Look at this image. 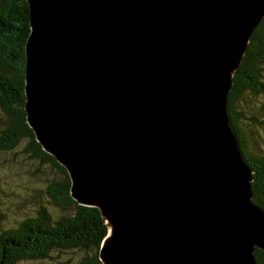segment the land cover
<instances>
[{
    "label": "water",
    "instance_id": "obj_1",
    "mask_svg": "<svg viewBox=\"0 0 264 264\" xmlns=\"http://www.w3.org/2000/svg\"><path fill=\"white\" fill-rule=\"evenodd\" d=\"M25 111L102 264H257L264 210L229 113L264 0H28Z\"/></svg>",
    "mask_w": 264,
    "mask_h": 264
},
{
    "label": "trees",
    "instance_id": "obj_2",
    "mask_svg": "<svg viewBox=\"0 0 264 264\" xmlns=\"http://www.w3.org/2000/svg\"><path fill=\"white\" fill-rule=\"evenodd\" d=\"M28 0H0V153L16 150L27 141L25 154L44 165H52L59 174L46 190L53 200L56 215L41 209L18 227L0 235V264L23 261L59 260L64 251L81 253L78 264H102L99 251L108 234L100 211L78 204L71 196V180L66 169L37 143L27 124L25 111V47L30 35ZM262 98L264 103V21L253 33L248 51L229 94V113L246 163L254 172L253 202L264 210V148L254 142V132L246 138L239 123H253L252 129L264 130L261 115L246 117L249 101ZM257 103V102H256ZM264 109L262 110V112ZM257 264H264V251L256 250Z\"/></svg>",
    "mask_w": 264,
    "mask_h": 264
},
{
    "label": "rangeland",
    "instance_id": "obj_3",
    "mask_svg": "<svg viewBox=\"0 0 264 264\" xmlns=\"http://www.w3.org/2000/svg\"><path fill=\"white\" fill-rule=\"evenodd\" d=\"M257 102V103H256ZM264 103L262 98L249 101V110L243 107V114L250 117L259 114L264 120ZM0 109V116H1ZM254 126L248 120L239 123L246 138L254 132L253 141L258 142L259 148H264V130L252 129ZM27 141L16 150L0 153V235L3 231L18 227L28 218H33L45 208L56 215L53 200L47 195L48 185L53 180H59V174L52 165H44L39 160L25 154ZM59 260L23 261L19 264H78L82 259L81 253L64 251Z\"/></svg>",
    "mask_w": 264,
    "mask_h": 264
}]
</instances>
